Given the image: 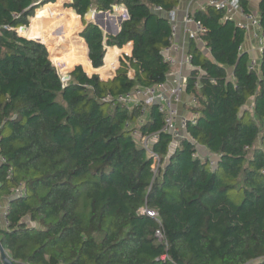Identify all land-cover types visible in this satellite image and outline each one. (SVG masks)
<instances>
[{"label": "trees", "instance_id": "16d2710c", "mask_svg": "<svg viewBox=\"0 0 264 264\" xmlns=\"http://www.w3.org/2000/svg\"><path fill=\"white\" fill-rule=\"evenodd\" d=\"M179 1L71 0L70 29L58 37L76 43L49 54L16 31L38 0H0V198L8 203L0 246L13 264H264V0L257 68L241 49L246 30L223 10L207 4L190 13L205 28L186 43L185 93L195 105L185 110L197 117L174 146L156 104L117 99L173 70L162 52L167 13ZM113 6L128 15L115 34L84 19ZM81 22L91 66L75 35ZM128 43L130 55L117 59ZM51 60L79 64L62 81ZM117 60L112 77L87 72ZM134 130L156 134L149 148L157 160ZM19 185L25 194L12 196Z\"/></svg>", "mask_w": 264, "mask_h": 264}, {"label": "built area", "instance_id": "2783aa9c", "mask_svg": "<svg viewBox=\"0 0 264 264\" xmlns=\"http://www.w3.org/2000/svg\"><path fill=\"white\" fill-rule=\"evenodd\" d=\"M208 4L214 6L217 9L223 10L224 18L227 19H233L232 12L235 10L239 11L240 15L243 17V21H240L237 24L243 27L246 31L249 30V27H254L258 32L253 34V37L257 39L260 46L262 45L263 38L257 15L253 14L250 11H244L243 8L239 5L238 0H209ZM113 8L114 7H112V9ZM153 9L156 12H161V8L158 6L153 7ZM108 13L110 15L111 12ZM120 15L122 17V20L127 18V11L124 7L120 8ZM167 16L171 22V35L169 37L170 44L163 49L162 53L163 61L167 62L171 67H173V70L164 81L147 87L135 88L125 95L118 96L117 99L124 104H127L128 107H131L135 104L137 105L138 103H143V105L156 104L158 111L161 112L164 116V126L162 130L171 134L173 139L171 145L174 146L179 138L186 136L185 130L187 123L190 122L191 124H194L197 117V114L195 112H184V110L181 111L179 108L181 107L180 105H183L185 107H193L195 105V98L191 95H186L185 93V85L187 82L188 74H184V72L187 71L189 73L192 56L190 53H188L187 46L184 45V43L178 44L175 42V36L177 31L179 29H182L186 39L193 38L199 41V35L205 30V28L201 24V22L194 19L192 14L190 13L185 14L181 26L174 22L173 11L167 13ZM26 28V26H20L16 31L19 34L23 35ZM110 47L111 46H105V53ZM124 55H130V52L128 54L124 53ZM120 56L122 57V55ZM251 64V66H254L255 61L252 60ZM61 79L62 81H66V75L61 77ZM196 84L197 81H195V85ZM186 96L188 97L187 100L184 99V97ZM132 134L135 140L139 144L143 145L147 149L148 153L150 155H153L154 159L157 160V156H155L149 148L153 140L156 139V134H153L151 136L142 135L137 130H134ZM197 154L198 153H195L193 154V156H196ZM208 157L210 167H214L216 163V156L208 155ZM152 167L154 168L155 165L153 164ZM24 194L25 188L22 185H19L12 190V196H23ZM7 212V201H0V226L7 223ZM141 212H146V214L151 216L156 215L155 212L147 208H142ZM156 236L161 237L160 231H156ZM245 264L249 263L246 262Z\"/></svg>", "mask_w": 264, "mask_h": 264}, {"label": "rangeland", "instance_id": "374dc122", "mask_svg": "<svg viewBox=\"0 0 264 264\" xmlns=\"http://www.w3.org/2000/svg\"><path fill=\"white\" fill-rule=\"evenodd\" d=\"M68 2H69L68 0H50V2H49V0H46V1L39 0L36 3V5H38V6H35V7H38L37 10L38 9L40 10L42 7H45V6H48V5L49 6L39 16L40 17L39 21H35V19L37 18V15H36L37 10H35L33 16L30 18V21H29L30 27H29V25L26 26L27 28L25 31L27 33H24L23 35L26 36L27 38L35 39L37 41L41 40L42 42H44V44L48 48L49 54L52 53V47H55L58 50L60 48H63V49H61V50H63L62 53H65L68 50V48L65 49L66 45L69 44L70 42H73V41L75 42V39L63 41L62 38L58 37L60 34H66L64 32V30L67 29V31H69V29H70L67 27V25L69 26V22L64 24L65 20H67V18L69 16V14L64 13V10L65 11L66 10L71 11L70 8L66 6V4ZM102 12H104V11H102ZM113 14H114V11L111 12L110 16L105 15L103 18L104 26L106 27V23H107L111 30H114L113 25L111 23V19L114 20L116 23V19L119 22V18L121 17L120 14H118L117 17H114ZM121 19H122V17H121ZM80 21H81V19L79 20V22ZM81 23L77 27L78 28L77 31L75 32V35L77 37H78V31H80V29H81ZM40 37H43L44 40H42ZM112 51L117 52V54L120 52L118 50H112ZM121 54H122V57H124V53H121ZM52 63L57 68V71L61 77L67 75L68 71L75 64H79V63L69 64L67 67L68 69H66L65 67L67 64L59 65L58 63L53 62V61H52ZM62 68H65V69H62ZM90 71L91 70H88L87 72H90ZM112 71H113L112 67H107L106 69L102 70V72L100 73V76L101 77H108L111 75ZM184 74H188V72L185 71ZM187 98L188 97L186 96L185 99L187 100ZM0 201L3 202L1 199H0Z\"/></svg>", "mask_w": 264, "mask_h": 264}, {"label": "crops", "instance_id": "0c3cea01", "mask_svg": "<svg viewBox=\"0 0 264 264\" xmlns=\"http://www.w3.org/2000/svg\"><path fill=\"white\" fill-rule=\"evenodd\" d=\"M208 1L209 0H180L179 3H178V5H177V7L173 10V19H174V22L177 23V24H179L181 26L182 25L183 17L185 16L186 13H192L195 9L204 8L208 4ZM259 1L260 0H245L248 11H250L253 14L256 15L257 14V6H258ZM121 7L122 6H114V8L112 9L114 11V14H113L114 17H117L118 14H120V8ZM70 10H71V12H73V10L71 8H70ZM110 15H111V13H110ZM110 15H108V16H110ZM232 18L237 23L240 22V21H243V17L240 15L239 11H237V10H235V11L232 12ZM111 23L113 25V28H115V27L116 28L117 27L119 28L120 27L117 19H116V23H115L114 20L111 19ZM29 27H30V24H29ZM82 27H83V25L81 23V28ZM105 28H109L110 29V27L108 26L107 23H106V27ZM102 30L106 33V31L104 29H102ZM257 32L258 31L254 27H249V30L246 31L245 39H244V41H243V43L241 45V49L244 50V51H247L248 54H249V56H250V58L255 61V67L256 68L258 67V63H259V59H260V53H261V46L259 45L257 39H255L253 37V34H255ZM78 38H79V40L81 39L80 42H82V43H80V44H83L81 46H84L85 54H86V57L88 59L86 43H85V41H84L83 38H80L79 36H78ZM175 42L178 43V44L184 43V45H186L187 39L184 36L182 29H179L177 31L176 36H175ZM126 46H128V47H125L124 46L125 47V48L123 47L124 48V51H122L121 53L128 54L127 52L129 51V49L131 50V43H128ZM110 50H116V49L110 48ZM113 52H115V51H113ZM121 53L118 55V57L120 55H122ZM89 64H90V60H89ZM90 66H91V64H90ZM102 67L97 68V69H94V68L91 67V71L90 72H96V73H99L100 74L102 72V70H101ZM114 69H115V67H113V70ZM112 73H113V71H112ZM108 77H110V76H108ZM184 99H185V97H184ZM180 106L181 107H179V108H180L181 111L182 110L188 111V110H185V106H183V105H180ZM199 151L202 154H205V152H206L202 148ZM0 199L3 202L7 201V198L6 197H1Z\"/></svg>", "mask_w": 264, "mask_h": 264}, {"label": "water", "instance_id": "95a60500", "mask_svg": "<svg viewBox=\"0 0 264 264\" xmlns=\"http://www.w3.org/2000/svg\"><path fill=\"white\" fill-rule=\"evenodd\" d=\"M68 1L70 2L71 0H68ZM105 15L108 16L109 13L107 11L106 12H102V11L95 12L94 10H89L84 15V19L86 20V22H93V23L97 24L101 29H104L106 32H110V33H113V34L117 33L118 30L120 29V27L119 28L118 27L117 28L115 27L114 30H110L109 28H105L104 23H103V18H104ZM121 21H122V19L120 17L119 18V22H118L119 23V26H120ZM82 28L80 29V31L82 30ZM80 31H78V35H79V32ZM117 67H118V60H117L116 67H115L113 73L110 75V77H112L115 74V70L117 69ZM66 78H68L67 75H66ZM0 257L2 259L3 264H13V262L5 255V253L3 251V248L1 246H0Z\"/></svg>", "mask_w": 264, "mask_h": 264}]
</instances>
